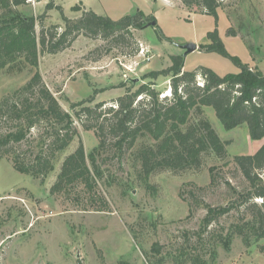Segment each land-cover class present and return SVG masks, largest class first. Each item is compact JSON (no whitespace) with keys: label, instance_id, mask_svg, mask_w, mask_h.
Listing matches in <instances>:
<instances>
[{"label":"trees","instance_id":"obj_1","mask_svg":"<svg viewBox=\"0 0 264 264\" xmlns=\"http://www.w3.org/2000/svg\"><path fill=\"white\" fill-rule=\"evenodd\" d=\"M27 2L0 0V71L21 73L36 69L23 86L0 100V160L8 158L17 171L42 183L61 161L50 194L61 195L84 211H112L101 184L124 187L131 179L153 193L156 187L151 178L157 173L171 171L180 176L188 170L201 171L210 155L227 159L228 142L222 140L204 107L213 108L226 129L246 124L252 139L264 140V71L231 54L217 27L209 32V42L201 44L199 50L231 59L238 72L221 76L203 65L187 71L184 55L172 54L171 65L144 75L149 82L137 89L121 83L126 87L125 94L89 105L95 100L96 90L88 99L73 103L72 114L38 70L41 54L59 53L85 35L105 42L91 52L97 55L95 59L114 48L131 57L140 50L133 30L144 29L152 21L160 31V39L165 37L154 15L139 10L113 19L80 4L73 7L82 11L77 17L67 16L58 7L64 26H43L38 34L37 19L24 17L19 10ZM182 2L214 16L216 22L218 9L226 5V0ZM47 8L51 9L52 3ZM242 26L240 23V29ZM240 29L231 26L228 35L238 36ZM160 76L170 78L171 96L160 97L154 87ZM74 115L84 129L94 130L98 138L89 153L82 140L67 153L78 137ZM115 160L120 169L126 162L132 169L126 182L114 169ZM233 163L240 179L235 184L230 179L225 181V201L213 204L202 200L200 194L206 192L202 186L187 190L183 197L189 203V216L195 209H205L198 229H186L169 243L154 241L150 250L143 249L148 264H211L218 256V247L231 245L236 237L246 246L264 239V142L253 154L235 155ZM210 170L213 183L216 175L214 168ZM131 231L135 242L142 243L136 229L131 227Z\"/></svg>","mask_w":264,"mask_h":264},{"label":"rangeland","instance_id":"obj_2","mask_svg":"<svg viewBox=\"0 0 264 264\" xmlns=\"http://www.w3.org/2000/svg\"><path fill=\"white\" fill-rule=\"evenodd\" d=\"M50 3L52 8L48 9ZM78 4L113 19L134 15L139 10L154 15L165 38L160 39V31L151 25L133 30L140 50L131 57L114 48L95 59L97 55L91 52L105 42L85 35L59 53L41 54L38 70L72 114V104L88 99L96 90L95 100L89 105L117 98L125 94L126 87L137 89L149 82L144 75L171 65L170 56L184 55L181 46L187 43H196L198 48L184 55V70L203 65L221 76L238 72L231 59L217 52L199 50L201 44L209 42L208 34L216 27L231 54L264 71V0H226V5L218 9L217 22L214 16L201 13L197 7L189 8L182 0H28L19 10L24 17L37 19L36 29L40 34L43 26L57 23L64 26L58 7L69 17L79 16L82 11L73 10ZM43 14L44 18L40 19ZM231 26L241 33L228 35ZM35 70L0 71V100L23 86ZM121 83L126 87H121ZM170 84L168 76L155 79L154 87L160 97L172 95V90L167 95ZM204 112L222 140L228 142L227 159L222 161L210 155L201 171L188 170L180 176L171 171L157 173L151 178L156 187L153 193L133 184L131 179L124 187L101 184L112 211H84L63 196L50 194L61 161L42 183L17 171L8 158L0 160V264H148L143 249L150 250L154 241L169 243L186 229H198L205 209H195L189 216V203L183 197L187 196V190L202 186L206 190L200 194L202 200L213 204L224 202L225 181L230 179L235 184L240 179L234 156L253 154L264 142L252 139L246 124L226 129L213 108L204 107ZM74 119L78 137L67 153L75 149L79 140L89 153L98 144L95 131L84 129L75 115ZM115 162L114 169L126 182L132 169L127 162L123 169ZM211 168L216 175L213 183ZM131 227L136 229L142 243L135 242ZM211 264H264V239L246 246L236 237L231 245L218 247V256Z\"/></svg>","mask_w":264,"mask_h":264},{"label":"water","instance_id":"obj_3","mask_svg":"<svg viewBox=\"0 0 264 264\" xmlns=\"http://www.w3.org/2000/svg\"><path fill=\"white\" fill-rule=\"evenodd\" d=\"M147 25L148 26L155 25V22L154 21L149 22ZM181 47L185 50L184 55H187L189 52L197 49L198 45L196 43H187L182 45Z\"/></svg>","mask_w":264,"mask_h":264},{"label":"bare ground","instance_id":"obj_4","mask_svg":"<svg viewBox=\"0 0 264 264\" xmlns=\"http://www.w3.org/2000/svg\"><path fill=\"white\" fill-rule=\"evenodd\" d=\"M171 93V89L167 91V95H169Z\"/></svg>","mask_w":264,"mask_h":264},{"label":"crops","instance_id":"obj_5","mask_svg":"<svg viewBox=\"0 0 264 264\" xmlns=\"http://www.w3.org/2000/svg\"><path fill=\"white\" fill-rule=\"evenodd\" d=\"M150 59H151V56H150Z\"/></svg>","mask_w":264,"mask_h":264}]
</instances>
